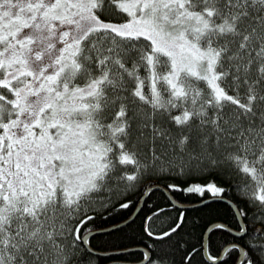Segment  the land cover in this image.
<instances>
[{"label":"snow or ice","instance_id":"6c2138e0","mask_svg":"<svg viewBox=\"0 0 264 264\" xmlns=\"http://www.w3.org/2000/svg\"><path fill=\"white\" fill-rule=\"evenodd\" d=\"M0 264H264V0H0Z\"/></svg>","mask_w":264,"mask_h":264},{"label":"trees","instance_id":"16d2710c","mask_svg":"<svg viewBox=\"0 0 264 264\" xmlns=\"http://www.w3.org/2000/svg\"><path fill=\"white\" fill-rule=\"evenodd\" d=\"M160 194L159 193H157V196H159ZM185 203H195V201L194 200H188V201H185ZM134 210V209H133ZM131 213H129V215H130ZM126 218V217H125ZM117 222H119L118 220L117 221H114V223H117ZM106 226H109L108 224H105V225H103V227H106ZM116 235H118V234H116ZM109 239V237L107 236V235H104V236H97V237H95L94 238V240H95V242H97V243H103L104 241H106V240H108ZM126 246H129L130 247V245H126Z\"/></svg>","mask_w":264,"mask_h":264},{"label":"water","instance_id":"95a60500","mask_svg":"<svg viewBox=\"0 0 264 264\" xmlns=\"http://www.w3.org/2000/svg\"><path fill=\"white\" fill-rule=\"evenodd\" d=\"M186 204H188V205H193L194 203H186ZM133 211H136V209H134ZM117 224H119V222H117ZM109 226H106V227H104L105 229H107Z\"/></svg>","mask_w":264,"mask_h":264}]
</instances>
